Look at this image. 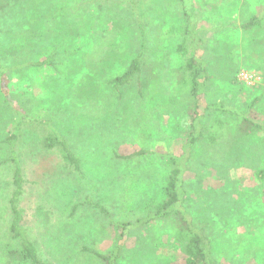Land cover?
Masks as SVG:
<instances>
[{"label": "rangeland", "instance_id": "obj_1", "mask_svg": "<svg viewBox=\"0 0 264 264\" xmlns=\"http://www.w3.org/2000/svg\"><path fill=\"white\" fill-rule=\"evenodd\" d=\"M54 2L57 19L37 18L48 28L57 22L59 32L75 34V75L67 74L73 61L68 54L57 69H17L10 83L13 105L34 120H51L84 165L81 176L70 172L55 150L41 146L45 133L39 129L29 127L18 146L26 181L23 225L43 264H105L98 256L113 255L122 235L119 225L148 220L153 202L163 201L170 175L164 156L186 152V207L213 240L216 264H264V133L246 134L243 129L244 119L264 122V26L242 28L254 17L264 18V0H152L145 18L149 27L142 76L121 89V98L110 82L123 76L142 52V34L136 27H117L125 11L115 0ZM5 5L0 13L9 11ZM185 10L200 40L193 46L198 48L195 56L210 76L201 93L205 136L195 148L188 145L195 107L183 85L185 55L179 51ZM9 22L0 20V48L18 49L24 24H15V31ZM38 52L49 54L32 51L25 64L40 60ZM243 74L254 76L253 84ZM214 104H224V109L211 108ZM0 115L14 119L6 102L0 101ZM218 120L227 128L213 144L207 132ZM7 130H13L11 125ZM137 152L147 155L121 159ZM6 158L0 145V264H21L9 256L19 246L9 232L14 168L4 163ZM86 200L104 207L108 215L86 206ZM178 226L161 219L129 235L124 241L129 256L138 237L157 231L170 246L144 249L141 262L184 264L180 249L172 246Z\"/></svg>", "mask_w": 264, "mask_h": 264}, {"label": "trees", "instance_id": "obj_2", "mask_svg": "<svg viewBox=\"0 0 264 264\" xmlns=\"http://www.w3.org/2000/svg\"><path fill=\"white\" fill-rule=\"evenodd\" d=\"M56 0H0V7L3 4L8 12L0 13V20H9L8 25H12L14 30L19 23L24 24L23 29V43L21 46L15 48V46L8 48H0V97L6 102L13 110L14 119L9 120L5 116L0 115V145L5 148L7 158L4 163L12 165L14 168L13 173V192L9 201V211L11 214V223L9 232L13 240L18 243V250L9 254L10 260L13 262H19L21 264H43L38 249L31 241L26 229L24 228V210L21 207L23 196L25 195L26 181L24 179L23 169L21 161L19 159L18 146L23 140L25 131L31 127V129H39L43 131L45 136L41 140V146L47 150H55L60 159L65 164V167L73 173L79 176L83 173V160L73 150L68 141L57 131L51 120H34L30 116H26L25 112L17 104L13 105L15 100L11 93L12 72L25 67H33L38 70L44 69H57L62 65V59L68 54L73 56V61L67 64V74H74L73 66L75 65L74 55L77 54V49L74 46L73 39L75 34L72 32H66L65 34L59 32L57 28V22L51 23L53 26L47 27V22L41 21L37 16L42 15L46 20L57 19V5ZM152 0H115L118 4L117 7L121 8L125 12L123 13V20L118 22L120 29L133 30L134 27L142 34V52L131 62L127 72L110 82L111 87L114 88V95L121 98V89L132 86L138 79L141 78L143 68L145 66L144 58L145 44H146V31L149 25L146 26L145 18L148 17L147 6L150 5ZM6 2V3H5ZM187 7L186 3H184ZM52 7L47 10V7ZM139 6H142L139 8ZM29 8V9H28ZM187 9V8H186ZM187 18V26L184 30L182 44L179 45L180 53L185 55L184 62L182 64V72L184 73L183 85L189 87L192 99L194 101V117H193V133L188 141V145L191 148H195L199 139L205 136L202 133V96L203 89H206L207 83L210 80V76L206 69V64L201 58L195 56L198 48L193 50V46H197L200 43L197 35L191 30L190 21L191 15L184 11ZM190 19V20H189ZM264 26V18L254 17L250 19L246 24L242 26L244 30H250L255 27ZM11 27V28H12ZM64 34V35H63ZM2 43V42H1ZM192 50H191V49ZM43 50L48 52L47 56H43L42 52H38V55L42 54L40 60L31 61L25 64L27 56L32 55V51ZM194 52V53H193ZM31 53V54H30ZM4 58V59H3ZM69 58V56L67 57ZM10 62H7V61ZM61 61V64H60ZM9 63V64H8ZM70 78V76H69ZM72 80V77L69 81ZM140 94L144 92V84L139 80ZM224 104H214L211 108L224 109ZM209 108V106H208ZM206 109V111L208 110ZM226 113V111L224 112ZM247 123L246 128H243L247 134L249 131L264 133V122L255 121L254 119H244ZM13 130L7 132V127L10 126ZM213 130L207 136L210 138L213 144H217L219 139L223 137L224 131H226V123L216 121ZM201 127V128H200ZM243 129L239 130L240 132ZM243 134V132H242ZM236 138V137H235ZM238 139V138H237ZM187 149V147H186ZM147 155L146 152H137L130 156H123V160H131L136 157H142ZM189 155L184 153L182 156H164L166 162L170 167V175L164 185L162 198L163 201L155 200L153 203L154 212L152 217L146 219H140L135 222H129L119 225L121 230V239L118 246L109 257H101L105 264H145L141 262L140 254L144 252V249H159L162 245L170 246L166 244L162 238L157 235V231L147 230V235L138 237V243L135 250L129 256V252L125 248V239H128L129 235L134 234L137 231H141L150 225L152 221L161 219L172 220L178 228L175 233L174 242L172 246L176 245L175 249H180L183 254L184 264H216L214 260V248L213 240L207 235L205 229L199 227L192 214L188 211L187 205V190L184 182V174L186 170V164ZM264 178V173L262 175ZM86 206L97 209L101 214L108 215L107 210L99 204H95L90 200H86L84 203ZM228 224V222H226ZM154 264H159V261H155Z\"/></svg>", "mask_w": 264, "mask_h": 264}, {"label": "built area", "instance_id": "obj_3", "mask_svg": "<svg viewBox=\"0 0 264 264\" xmlns=\"http://www.w3.org/2000/svg\"><path fill=\"white\" fill-rule=\"evenodd\" d=\"M243 79L246 81L247 84L251 85L253 84V81L255 80L254 76L249 74H243Z\"/></svg>", "mask_w": 264, "mask_h": 264}]
</instances>
